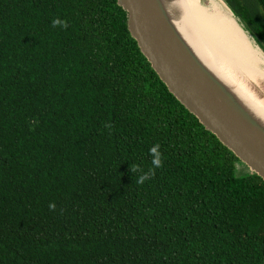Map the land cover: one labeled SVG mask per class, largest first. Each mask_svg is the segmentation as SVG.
<instances>
[{
    "label": "trees",
    "instance_id": "16d2710c",
    "mask_svg": "<svg viewBox=\"0 0 264 264\" xmlns=\"http://www.w3.org/2000/svg\"><path fill=\"white\" fill-rule=\"evenodd\" d=\"M223 1L264 51V0ZM126 21L116 0H0V264H263L264 181L237 175Z\"/></svg>",
    "mask_w": 264,
    "mask_h": 264
},
{
    "label": "water",
    "instance_id": "95a60500",
    "mask_svg": "<svg viewBox=\"0 0 264 264\" xmlns=\"http://www.w3.org/2000/svg\"><path fill=\"white\" fill-rule=\"evenodd\" d=\"M116 1L131 38L167 91L264 181V112L258 104L264 101V82L217 55L187 23L179 0Z\"/></svg>",
    "mask_w": 264,
    "mask_h": 264
},
{
    "label": "bare ground",
    "instance_id": "6f19581e",
    "mask_svg": "<svg viewBox=\"0 0 264 264\" xmlns=\"http://www.w3.org/2000/svg\"><path fill=\"white\" fill-rule=\"evenodd\" d=\"M179 2L187 23L217 55L223 59L228 57V61L238 63L244 73L264 82V55L234 16L226 10L224 12L212 0H207L209 8L203 7L201 0ZM258 104L264 112V101Z\"/></svg>",
    "mask_w": 264,
    "mask_h": 264
},
{
    "label": "clouds",
    "instance_id": "9594fccd",
    "mask_svg": "<svg viewBox=\"0 0 264 264\" xmlns=\"http://www.w3.org/2000/svg\"><path fill=\"white\" fill-rule=\"evenodd\" d=\"M51 25L54 28H60V29H67L69 27L68 22L60 18L54 19L51 22ZM35 123L36 121L33 120V124ZM105 127L110 130L111 124H106ZM148 155L151 158L150 159L151 167H149L147 170L135 164L130 166V171L136 175V183L138 185H143L145 182L153 179L155 177L156 170L163 167V154L160 151V145L158 143L153 144L149 148ZM48 207H49V211L56 210L55 203H50Z\"/></svg>",
    "mask_w": 264,
    "mask_h": 264
},
{
    "label": "rangeland",
    "instance_id": "374dc122",
    "mask_svg": "<svg viewBox=\"0 0 264 264\" xmlns=\"http://www.w3.org/2000/svg\"><path fill=\"white\" fill-rule=\"evenodd\" d=\"M213 1V3L214 4H216L217 6H219V8L220 9H222V10H224V12H225V9L223 8V6H222V4L218 1V0H212ZM200 4L203 6V7H206V8H209V6L210 5H208V3H207V0H201V2H200ZM227 13V12H226ZM209 21H210V19H209ZM214 26V25H213ZM258 88L256 89V91L258 92ZM255 91V90H254ZM259 92H261L260 90H259ZM262 93V92H261ZM236 167L239 169L237 172V175L238 176H245V175H247L249 172H248V170H245V169H247V168H245L244 166H242L241 164H238V165H236Z\"/></svg>",
    "mask_w": 264,
    "mask_h": 264
}]
</instances>
